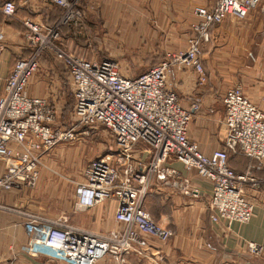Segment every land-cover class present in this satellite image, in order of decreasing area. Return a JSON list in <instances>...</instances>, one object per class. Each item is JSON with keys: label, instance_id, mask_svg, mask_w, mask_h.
<instances>
[{"label": "built area", "instance_id": "built-area-1", "mask_svg": "<svg viewBox=\"0 0 264 264\" xmlns=\"http://www.w3.org/2000/svg\"><path fill=\"white\" fill-rule=\"evenodd\" d=\"M63 12L52 26L27 18L25 38L32 54L16 61L0 96V161L5 169L0 176V209H9L2 193L34 185L40 178L44 155L59 143L75 137V129L55 126V111L45 98L31 96L27 86L40 66L44 52L54 51L68 66L75 96L78 123L87 126L103 124L116 138L117 149L93 159L85 168V181L76 191L77 206L92 208L106 200L116 199L118 227L108 233H96L82 227L53 220L39 214L19 212L29 238V252L38 255L42 247L55 249L59 259L69 264H96L106 256L119 262L136 249L141 234L168 240L174 231L157 223L145 203L155 180L171 184L179 191L198 195L193 181L175 167L171 160L183 164L185 171H196L213 184L208 203L214 222L230 226L247 223L254 216V204L246 195L250 187L262 180L254 175L264 163V110L245 94L241 85L231 88L224 97L227 135L223 148L211 154L189 138L194 111L201 108L197 99L186 109L170 82L178 68L192 67L200 84L207 82L203 48L212 38V28L230 16L245 19L264 0H217L212 6H201L198 19L191 25L189 47L150 67L137 76L122 73L113 59L90 60L67 52L56 43L60 28L83 19L81 0H51ZM6 16L17 12L16 0H0ZM3 39L0 33V41ZM143 144L148 159L137 157L134 150ZM232 154H242L257 161L246 172L238 173L230 165ZM259 253L261 247L249 242Z\"/></svg>", "mask_w": 264, "mask_h": 264}, {"label": "crops", "instance_id": "crops-1", "mask_svg": "<svg viewBox=\"0 0 264 264\" xmlns=\"http://www.w3.org/2000/svg\"><path fill=\"white\" fill-rule=\"evenodd\" d=\"M216 1L95 0V3L103 12L110 14V34L115 43L153 44L157 34L153 31L152 23H156L167 32V37H178L182 29L189 28L188 46L191 24L198 19V8L212 6ZM16 4L17 12L14 16H6L0 9V33L3 35L2 42L0 41V96L4 93L7 77L16 61L31 54L27 50L21 56L23 50L27 49L25 33L28 29L24 20L31 18L52 26L58 22L63 12L51 0H16ZM263 28L259 10L251 11L245 19L228 17L212 28V40L205 44V51H209L210 55H218L215 62L207 56L203 57L209 82L200 84L196 72L191 68H178L172 75L173 82H170L186 109H192L194 102L201 99L200 110L194 111L189 138L197 142L206 154H211L225 145L227 129L224 97L231 88L237 84L242 85L250 100L264 108L261 98L264 95V86H249L248 77L255 73L253 66L250 65V69L245 70V75L240 78L239 75L229 73L226 63L231 60L235 64L238 58H242V54L244 59L248 47L246 45L251 44L256 30L260 33ZM232 40L234 47L228 53L219 46L214 47L230 44ZM164 42L170 44L171 40ZM42 64V67L50 69V75L35 76L30 80L27 92L31 96L45 98L56 104L62 80L66 76L64 63L47 57ZM240 80L243 81L239 82ZM135 147L137 157L149 158L148 153L142 152V143ZM49 155H44L43 159ZM243 156L248 160L244 169L237 170L230 164L238 173L246 172L257 162ZM168 166L188 175L199 194H194L193 197L171 184L155 180L145 207L161 225L170 227L174 235L164 241L151 234H141L136 249L121 264H264V163L255 172L262 180L261 185L246 190L247 197L254 204L253 218L247 223L235 222L231 226L226 221L214 222L211 219L208 203L213 194V184L210 180L196 171H185L179 161L171 160ZM4 169L5 165L0 161V176ZM2 201L9 209H0V264H69L59 259L57 251L52 248L42 247L38 255L29 252L24 218L15 209L30 204L20 191L14 189L3 192ZM117 208L116 199L106 200L87 209L79 208L75 203L68 205L61 215L54 214L52 217L96 233H108L120 225L115 218ZM249 242L258 244L262 251L253 252ZM96 264L120 263L104 257Z\"/></svg>", "mask_w": 264, "mask_h": 264}, {"label": "rangeland", "instance_id": "rangeland-1", "mask_svg": "<svg viewBox=\"0 0 264 264\" xmlns=\"http://www.w3.org/2000/svg\"><path fill=\"white\" fill-rule=\"evenodd\" d=\"M1 5L2 2H0ZM80 5L84 13L81 23L76 25L71 22L63 25L60 28L61 35L57 39L56 42L58 43L56 44L67 52L82 55L90 60L113 59L119 63L122 73L125 75L137 76L165 60L170 53L185 50L190 45L188 43L187 46L189 28L182 29L178 37H167V32L165 33L156 23H152L153 31L157 34L153 44L124 45L115 43L110 34V14L103 12L95 3V0H81ZM253 10H259L260 17L264 23V6L257 7ZM65 26L67 27L64 28ZM258 32L256 30V34L252 36L251 44L246 45L248 47L244 54L246 56L244 59L242 54V58H238L235 64L231 60L226 62L229 73L231 75H239V77L245 75L244 72L250 69V65L253 66L252 68L255 73L252 77L248 75L250 76L248 79L251 88L261 85L264 86V28L260 33ZM191 35L192 28L190 29L189 40ZM166 40H171V43L166 44L164 42ZM25 46H27V49L23 50L21 56L25 55L27 50L31 51L32 54L27 40ZM217 46L221 47L223 51H226L225 53H228V50L234 47V41L232 40L230 44H219L214 47L217 48ZM249 47L251 48L249 49ZM205 49L206 46L203 48V57L207 56V58H211L215 62V59H218V55H210L209 51H205ZM46 56L52 57V60L54 59L56 61L57 59L63 62V68L66 73L65 78L62 80L60 94L56 97V104L48 100L54 107L55 126L63 129L74 128L75 137L62 141L49 152L50 155L45 160L43 158L41 159L40 178L36 184L17 188L29 200L30 205H25L21 209H15V211L18 213L20 211H29L53 220H58L52 217V215H61L68 205H74L75 203L77 205L76 191L79 183L85 181L84 171L86 166L93 159L106 156L115 151L117 149V142L113 131L103 124L87 126L78 123V118L74 110L75 96L71 74L66 63L58 58L54 51L44 52L40 59V66L31 80L37 75H50V69L48 67H42V62L47 58ZM204 66L206 68V64ZM230 66L232 69H230ZM183 68L193 69L192 67ZM193 71L195 70L193 69ZM172 75L170 76L171 81ZM242 81L240 80L239 82ZM263 96L261 98L264 101ZM262 109L264 110V108ZM247 162V158L241 154L231 155L230 163L237 170L244 169ZM254 164L257 165V162L253 163L252 166ZM255 172L256 170L254 171V175ZM255 176L257 177V175ZM10 208L12 209V207ZM147 211L149 210L147 209ZM153 219L155 220V218ZM155 221L159 223L157 220ZM106 257L116 260L111 255ZM116 261L120 264L123 263L118 260Z\"/></svg>", "mask_w": 264, "mask_h": 264}, {"label": "trees", "instance_id": "trees-1", "mask_svg": "<svg viewBox=\"0 0 264 264\" xmlns=\"http://www.w3.org/2000/svg\"><path fill=\"white\" fill-rule=\"evenodd\" d=\"M242 155V154H241ZM231 164V163H230ZM248 165V164H247Z\"/></svg>", "mask_w": 264, "mask_h": 264}]
</instances>
